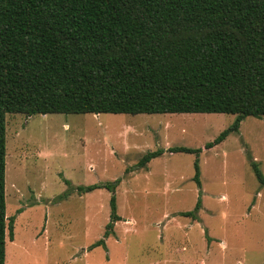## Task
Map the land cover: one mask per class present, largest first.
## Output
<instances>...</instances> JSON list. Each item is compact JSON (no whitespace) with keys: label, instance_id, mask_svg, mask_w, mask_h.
I'll return each mask as SVG.
<instances>
[{"label":"rangeland","instance_id":"rangeland-1","mask_svg":"<svg viewBox=\"0 0 264 264\" xmlns=\"http://www.w3.org/2000/svg\"><path fill=\"white\" fill-rule=\"evenodd\" d=\"M235 118L7 115L6 214L16 220L6 264H264V188L248 160L264 174V120L246 118L200 154L199 219L181 215L199 197L196 155L166 152L136 168L150 151L204 147ZM118 181L121 221L107 251H90L109 223L112 193L76 188Z\"/></svg>","mask_w":264,"mask_h":264},{"label":"trees","instance_id":"trees-1","mask_svg":"<svg viewBox=\"0 0 264 264\" xmlns=\"http://www.w3.org/2000/svg\"><path fill=\"white\" fill-rule=\"evenodd\" d=\"M9 114L236 116L202 148L150 151L136 165L166 152L196 155L199 197L181 215L199 219L200 154L246 118L264 120V0H0V264L16 220L6 214ZM248 160L264 188L259 164ZM119 183L76 188L112 193L109 223L90 251H107L121 221Z\"/></svg>","mask_w":264,"mask_h":264},{"label":"crops","instance_id":"crops-1","mask_svg":"<svg viewBox=\"0 0 264 264\" xmlns=\"http://www.w3.org/2000/svg\"><path fill=\"white\" fill-rule=\"evenodd\" d=\"M101 190H103V189H101ZM97 191V190H96ZM92 193V192H91ZM87 194H89V193H87ZM100 248V247H99ZM102 248V247H101Z\"/></svg>","mask_w":264,"mask_h":264}]
</instances>
